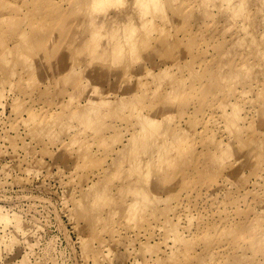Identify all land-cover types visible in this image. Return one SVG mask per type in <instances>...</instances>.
I'll list each match as a JSON object with an SVG mask.
<instances>
[{
	"label": "rangeland",
	"instance_id": "obj_1",
	"mask_svg": "<svg viewBox=\"0 0 264 264\" xmlns=\"http://www.w3.org/2000/svg\"><path fill=\"white\" fill-rule=\"evenodd\" d=\"M80 1L0 0V264H264V2L144 0L117 73Z\"/></svg>",
	"mask_w": 264,
	"mask_h": 264
},
{
	"label": "bare ground",
	"instance_id": "obj_2",
	"mask_svg": "<svg viewBox=\"0 0 264 264\" xmlns=\"http://www.w3.org/2000/svg\"><path fill=\"white\" fill-rule=\"evenodd\" d=\"M136 0H131L130 2H134V7L137 8V14L132 17L130 14L132 12L126 11L125 14L121 16H117L115 18H106V19H100L96 15H93V10L97 6L101 7L103 6L99 2H106V6H115L109 4L108 2H117L118 4L116 5L117 7H120L124 5L125 0H81L86 7L85 13H81L80 19L77 21V24L80 25V29H85V28H91L92 32L89 30V34L85 37L84 44L82 45L83 51L91 49V45L94 42L95 38L97 35H100L102 28L107 24V22L115 23L117 24L118 28L117 29H110L107 31V34L105 37L110 38V42H106L105 44L102 43L100 44V50L96 52L94 57L92 58V62L98 69L100 68H109L113 69L117 73L124 67L127 66V63L123 59H117L115 54L117 52H127L130 53L132 50L131 49H126L124 50L123 44H125L127 41L128 43L130 42H135L136 40L139 41L140 47H147L149 44V41L146 39L147 33H149L152 29L155 27L153 25H145L142 26L140 23L144 17L148 14L154 13L156 10H147L150 8V6L155 5L157 2H144V0H139L138 2H135ZM86 2V3H85ZM261 2H264V0H261ZM150 3H153L150 5ZM235 6V5H233ZM231 14L234 16L238 15V10L231 8L230 9ZM136 23H140L141 27L137 29L136 32H131L130 35L127 34L125 35L126 39L125 41H121V39L118 36V32L120 30H125L127 32L133 31L134 30V25ZM97 45L94 46L93 49H95ZM264 61V60H263ZM96 69V70H98ZM142 122V127L143 131L140 133V138L138 139H145L149 138V141L152 140L155 136L154 132L150 131L149 125L151 124L149 121H141ZM84 123H87V120H84ZM228 125L230 123L228 122ZM137 139V140H138ZM140 143L136 141V143L132 147H137L139 146ZM126 147V145L124 146ZM128 147V146H127ZM123 150V149H122ZM134 171H139V169H133ZM141 175V174H140ZM108 196L105 195L103 198H97V197H92V199H105ZM135 207V206H131ZM130 211V210H129ZM111 212H113L111 210ZM109 212V214L111 213ZM177 235V234H175ZM178 239V237L176 236ZM175 238V239H176Z\"/></svg>",
	"mask_w": 264,
	"mask_h": 264
}]
</instances>
